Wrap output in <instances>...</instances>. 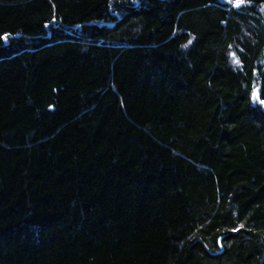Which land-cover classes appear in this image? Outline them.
<instances>
[{"label":"trees","instance_id":"1","mask_svg":"<svg viewBox=\"0 0 264 264\" xmlns=\"http://www.w3.org/2000/svg\"><path fill=\"white\" fill-rule=\"evenodd\" d=\"M0 264H264V0H0Z\"/></svg>","mask_w":264,"mask_h":264},{"label":"snow or ice","instance_id":"2","mask_svg":"<svg viewBox=\"0 0 264 264\" xmlns=\"http://www.w3.org/2000/svg\"><path fill=\"white\" fill-rule=\"evenodd\" d=\"M4 39L7 40V36H5Z\"/></svg>","mask_w":264,"mask_h":264}]
</instances>
